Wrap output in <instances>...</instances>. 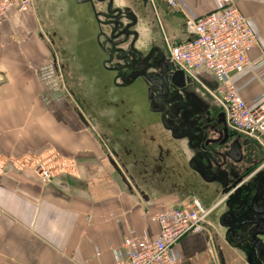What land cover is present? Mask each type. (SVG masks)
<instances>
[{"label": "crops", "instance_id": "obj_1", "mask_svg": "<svg viewBox=\"0 0 264 264\" xmlns=\"http://www.w3.org/2000/svg\"><path fill=\"white\" fill-rule=\"evenodd\" d=\"M177 1L176 8L165 0L149 2L167 37L173 30L190 37L186 21L218 8V0ZM235 2L258 39L249 56L264 60V0ZM84 11L78 0H30L24 8L14 6L0 25V264H113V249L122 245L131 228L158 234L157 223L145 212L189 202L199 189L204 197L216 191L214 185L205 188L189 168L187 153L164 151L165 162L158 171L154 148L167 139L160 125L154 119L134 130L130 117L117 121L133 109L131 105L101 101L109 91L96 83L100 70L83 55L94 47L93 33L84 34ZM73 63L77 68L72 72ZM73 73L80 75V83L73 84ZM198 74L209 80L197 79L199 83L218 84L211 72ZM233 75L246 102L255 105L264 90V64L256 75L249 71ZM92 85H98L100 96L95 98ZM81 89H89L95 123L88 109L74 101ZM98 99L100 104H94ZM131 139L146 166L137 165L134 147L127 145ZM120 143L131 151L125 159L138 179L151 182L143 186L150 198L118 181L109 157L116 160L112 148L121 150ZM255 160L263 169L264 159ZM37 166L51 172L48 182L36 173ZM223 198L212 200L220 201L216 212L224 205ZM217 219V214L211 219L209 233L188 234L177 243L174 254L179 264H219L215 235H222ZM229 247L222 240L225 253Z\"/></svg>", "mask_w": 264, "mask_h": 264}, {"label": "flooded vegetation", "instance_id": "obj_2", "mask_svg": "<svg viewBox=\"0 0 264 264\" xmlns=\"http://www.w3.org/2000/svg\"><path fill=\"white\" fill-rule=\"evenodd\" d=\"M78 1L85 9L84 14L86 16L87 25L84 34L86 35L88 31H91L93 33L92 40L94 43L93 49L87 50V52H84L83 55L85 54V57H88L90 60H92L93 64L96 63L99 70L102 71L97 73L96 83H102L105 90L109 85H112L114 94H117L119 97V103L125 106L131 105L133 107L132 110H127V113L121 114L119 119L117 118V121L121 122V120H125L130 117L131 121L133 122L134 130H138L139 124L141 125L142 123L151 122L154 120L153 113L150 112L149 107L154 108L155 105V109H158L161 108V106L163 107V104L165 103H168L172 107V111H175V114H177L181 120L185 121L183 129L186 131L185 133L189 135L186 141L183 139L182 141L175 143L173 140L167 138L165 140L166 143L161 141L158 146H155L154 151H157L159 155V157L155 159L158 165L156 169L159 171L161 170L162 164L164 165V151L167 150L166 154L173 153L175 155L187 153L190 155V166H192L194 170L196 169L202 172L206 176L207 180H210L216 176L230 186L239 178H241L242 181L238 187L249 184L250 187L254 188L253 193L257 194L259 192L258 186L261 185V193L264 195V168L259 169L258 166H256L257 160H255V157L250 153L248 148L249 145H251V141L242 134L229 128V137L226 142L222 143L226 138V132L224 131L225 125L223 121V115L221 116L220 113H225V111L220 107L219 103L214 98L212 92L213 89L199 82H194L187 76L177 79L176 85L174 80L171 78V74L163 77L159 69H150L148 72L153 73L152 78L156 81L161 80V85L164 83L163 87L158 86L159 91L153 93L150 100V95L147 92L145 86L146 82L145 84H142V82H140L141 85L138 84V82L134 81L132 78L134 72H127L126 68L116 71V68L120 69L121 66L132 65V61L135 59V54L132 51V43L134 41L135 35L131 34L129 39L126 41V35H121L118 39H115L112 42L115 44L114 46L116 52L112 53V60L108 63V61H106L108 60V57L106 56V52L102 50V47L110 51V39L108 38H110L111 29L109 26L101 25L99 23L100 21L104 22V17L96 18L89 3H86L85 0ZM149 2L150 1L145 3L144 0L126 1L125 4L132 7H130L131 9L126 10L125 14L122 15L124 18L122 22L124 23V26L126 23H129L127 17H130L132 11L138 14L139 23L131 30L134 32H140L142 35L141 37L144 38L140 43L146 40V47L141 48L144 49V54H148V48L153 46V42L151 41L152 39H150L152 38V33L150 36L147 35L149 30L147 28L146 20H150L152 27L156 31L155 35L157 43H155L159 45L160 48V54L162 58L160 59L162 60L161 62L169 66V69H171L170 72L182 71L173 64L169 56V48L167 44L164 42V40L161 41L164 38V35L160 31L159 23L156 21V17H154V12L151 9L152 7ZM103 7L104 4H100L98 5L97 10ZM120 30L121 29H119V31ZM119 50H124L126 57L123 56L121 51L117 52ZM55 56H57V53H54V57ZM141 58L143 57H139L138 59ZM153 62V59L150 60L148 65ZM89 64L91 65V63ZM144 64H146V62H144ZM106 81L108 83H106ZM76 100L82 103L81 105L86 109V112L88 107L91 109L93 106L92 102H88L86 107L83 103L85 99L84 101L79 100L78 98ZM101 101H104L106 104H114L112 101L107 100L106 98L101 99ZM149 101L152 103L149 104ZM87 115L90 119H92V122L95 123L96 120L93 116L95 114L88 111ZM80 117L84 118L83 112L81 111ZM156 122L157 121L154 120V123ZM157 123L160 125L161 129L164 130L161 123ZM118 130L126 131L123 130V128H119ZM237 135L239 136L237 137ZM237 138L242 144L243 152V158L239 162H236L227 156L229 144ZM120 144L123 146L121 150L112 148L116 160L109 157V160L111 161L110 163L116 172L118 181L130 191L138 189L144 190L143 186H148L151 182L145 180L144 177L138 179V173L132 170V166L129 167L130 165L125 159L126 155L130 154L132 151V155L138 157L137 161H139V163H137V165H141L142 167L146 166V164L141 162L139 156H137L139 154V146H137L132 139L127 142V145L131 146L132 149L134 147V149L131 151L125 146V143ZM165 144H170L172 147H170V149H165ZM142 175L143 174L141 173V176ZM150 178H152V176H150ZM227 198L228 196L223 198L221 203H225ZM247 211V207L239 211L235 210V212H233L234 217L231 216L233 213L228 215L229 217H227V223L235 224L236 222L234 219L239 215L244 216L238 221L239 223H242L244 220L248 219L245 217L247 215ZM218 225L219 229H221L222 235L221 237H219V235H215L219 264H243L244 261L241 254L244 250V245L239 244L242 232L232 233L228 227H222L219 220ZM250 227L251 226H245L244 228L250 229ZM222 240L224 243H226V245L228 244L230 246L228 253H225L222 250Z\"/></svg>", "mask_w": 264, "mask_h": 264}, {"label": "built area", "instance_id": "obj_3", "mask_svg": "<svg viewBox=\"0 0 264 264\" xmlns=\"http://www.w3.org/2000/svg\"><path fill=\"white\" fill-rule=\"evenodd\" d=\"M176 8L177 0H165ZM29 0H0V25L11 9L24 8ZM192 33L189 42L168 44L173 64L186 74L197 78L198 72H211L219 82L213 96L225 111L227 126L254 141L264 150V90L250 106L240 92L233 73L252 72L264 64L253 60L249 50L258 44L248 18L235 0H218V8L196 19L186 21ZM36 173L43 182L52 177L49 170L37 166ZM223 200H221L222 202ZM220 201L205 206L198 198L161 211H147L144 216L156 222L159 232L151 236L146 229L131 228L122 245L113 249V264H179L174 254L177 243L188 234L209 233L211 214Z\"/></svg>", "mask_w": 264, "mask_h": 264}, {"label": "water", "instance_id": "obj_4", "mask_svg": "<svg viewBox=\"0 0 264 264\" xmlns=\"http://www.w3.org/2000/svg\"><path fill=\"white\" fill-rule=\"evenodd\" d=\"M86 3H89L91 8L93 9V12L95 14V17H104V22H99L101 25L109 26L111 29V34H110V39L109 42V50L105 49L102 47V50L106 52V56L108 57V63L111 62L112 60V53H115V44L112 43L115 39H118L121 35H126V39H129L130 35L133 34L134 36V41L132 45V51L135 54V59L132 61V65L130 66H121V68H116L117 70L121 69H127V72L133 71L132 78L134 81H137L138 84L141 85L146 82V90L149 93L150 100L152 98V94L159 91L158 86L163 87L164 83L161 85V80L156 81L152 78L153 73H149L150 69H159L160 72L162 73L163 77L167 76L168 74H171L172 80H174V83H177V79H181L184 77L190 78L194 82H198L196 78H194L191 75H188L184 73L183 71H175V72H170L171 69H169V66L163 64L160 60L161 58V52L159 45L156 43V31L152 27V24L150 20H146L147 23V28L148 32L147 35L150 36L152 33V39L151 41L153 42L150 48H148V54H144L143 51L144 49L141 47H146V40L143 41L142 43L141 40L144 39L142 38L141 34L139 31H133L134 26H137L139 23V18L138 14L135 12H131L130 17L128 18L129 23H126L124 26V23L122 20L124 19L122 15L125 14L126 10L131 9L130 7L132 6H127L125 4L126 1L129 0H85ZM150 0H144V2H148ZM30 2V0H29ZM30 4V3H29ZM104 4L103 8H99L97 10L98 5ZM119 29H121L119 31ZM165 30V29H164ZM119 31V32H118ZM118 32V33H117ZM169 32V31H168ZM165 33V32H164ZM166 34V33H165ZM167 35V34H166ZM185 36V35H184ZM183 36V37H184ZM192 36V35H191ZM185 37L183 38L181 36V33L178 32L177 30H173L169 32L168 37H164L161 41L164 40L166 44H169L170 46L173 45L175 42H189L192 37ZM182 39V41H180ZM156 42V43H155ZM142 45V46H141ZM123 54L124 57H126L124 50H119L117 52H120ZM139 57H143L141 59H138ZM154 60L153 63L148 65V62L150 60ZM127 60V58H126ZM146 62V64H144ZM143 64V65H142ZM115 70V69H114ZM120 73V72H119ZM118 73V74H119ZM197 78L200 80H203L202 74H196ZM153 79V80H152ZM217 80V79H216ZM206 81V80H205ZM160 82V83H158ZM218 82V80H217ZM177 85V84H176ZM211 88L214 90L215 88H219V82L216 86ZM152 102L149 101V104ZM150 112L153 113V118L161 123L162 128L164 129V134L166 135L165 137L168 139L173 140V142L177 143L179 141H186V139L189 137L188 134H186L185 130L183 129V126L185 124V121L181 120L177 114H175V111H172V107L168 104L165 103L163 104V107L155 109L156 106L154 105V108L149 107ZM177 115V116H176ZM220 115H223V121H224V131L226 132V138L222 142H226L229 135V127L227 126L226 122V114L224 112L220 113ZM239 135H237L238 137ZM241 136V135H240ZM186 145V143H185ZM227 156L233 159L236 162H239L243 158V152H242V144L239 141V139L233 140L229 144V149L227 151ZM190 161V160H189ZM189 168L198 176V179H200L204 187H210L211 185H214L216 191L213 193L214 195L211 197H206L209 200H207L202 194L205 195L203 190L199 189V192H194L196 198H198L205 206H208L212 203V200L218 198V197H227V200L225 201L224 205L219 209V211L216 212V210L211 214V219H214V216L219 217L217 219V225H218V220L220 222V225L222 227H228L229 230H231L232 233H240L242 232V236L240 237L239 244L244 245V250L242 252L243 256V264H264V195L261 193L262 186L259 185L258 189L259 192L257 194H254V188L250 187L249 184L238 187L240 182L242 181L241 178H239L237 181H235L232 185H228L226 182L222 181L221 179L217 178L214 176L212 179L207 180L206 176L200 172L199 170H194L192 166H190V162H188ZM203 186V185H201ZM137 193L144 199L150 198V196L145 194L144 190L138 189ZM247 207V215L245 216L248 218L247 220H244L242 223H239L238 221L242 219L244 216H237L235 217V224L232 223H227V217L228 215H231L233 212L239 211ZM234 217V213L231 215ZM213 217V218H212ZM210 219V220H211ZM219 226V225H218ZM251 226L250 229H246L244 227Z\"/></svg>", "mask_w": 264, "mask_h": 264}, {"label": "rangeland", "instance_id": "obj_5", "mask_svg": "<svg viewBox=\"0 0 264 264\" xmlns=\"http://www.w3.org/2000/svg\"><path fill=\"white\" fill-rule=\"evenodd\" d=\"M152 10H153V8H152ZM154 12V11H153ZM160 13V12H159ZM161 14V13H160ZM154 15H155V13H154ZM159 19V18H158ZM160 20V19H159ZM163 34H165V33H163ZM72 72H73V70H74V68H77V65L76 64H72ZM71 74V73H70ZM72 77H74L73 78V84H78V83H80V75L79 74H76V76H74V73L72 74ZM205 78V80H206V83H208L209 82V80H207V78L206 77H204L203 76V79ZM106 83H108L107 81H106ZM103 85V84H102ZM77 86H79V85H77ZM87 86V85H86ZM85 86V87H86ZM95 86V94H97V95H95V98H96V96L98 97V96H100V93H101V91L97 88V86L98 85H92L91 87H94ZM91 87H90V89H91ZM74 88V87H73ZM74 90H76V87H75V89ZM106 90H108L109 92H107L106 93V95H104L103 96V98L102 99H104V98H106V99H108V100H110V101H112L113 99H115L116 101H118L119 100V97H118V95L117 94H113L112 93V87L111 86H108L107 88H106ZM77 91V90H76ZM88 93H89V89L87 90V89H81V90H79L78 91V93L75 95V102H78L76 99L78 98L79 100H82V101H84V99H85V101L83 102L86 106H87V100H86V98H85V96H87L88 95ZM87 98H88V96H87ZM91 98L92 97H90V95H89V98H88V100L91 102V101H93V100H91ZM99 100V99H98ZM101 101L99 100L98 102H97V100H94V104H96V105H98L99 103H100ZM88 109V111L90 112V113H93V109L91 108L90 109V107H88L87 108ZM249 151H250V153L255 157V158H257L258 160H263L264 159V151L259 147V145H257L256 143H254V142H251V145H249ZM210 219H211V217H210Z\"/></svg>", "mask_w": 264, "mask_h": 264}]
</instances>
